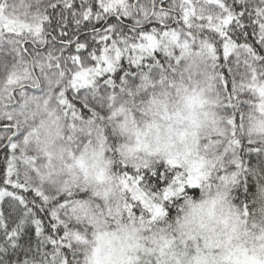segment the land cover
<instances>
[{
  "label": "snow or ice",
  "instance_id": "obj_1",
  "mask_svg": "<svg viewBox=\"0 0 264 264\" xmlns=\"http://www.w3.org/2000/svg\"><path fill=\"white\" fill-rule=\"evenodd\" d=\"M0 264H264V0H0Z\"/></svg>",
  "mask_w": 264,
  "mask_h": 264
}]
</instances>
